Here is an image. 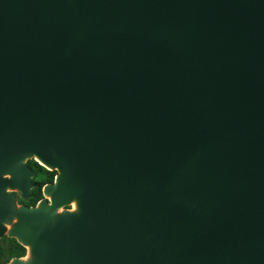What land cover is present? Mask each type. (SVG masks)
Segmentation results:
<instances>
[{"label": "water", "instance_id": "water-1", "mask_svg": "<svg viewBox=\"0 0 264 264\" xmlns=\"http://www.w3.org/2000/svg\"><path fill=\"white\" fill-rule=\"evenodd\" d=\"M6 236L8 264H264V0H0Z\"/></svg>", "mask_w": 264, "mask_h": 264}, {"label": "trees", "instance_id": "trees-1", "mask_svg": "<svg viewBox=\"0 0 264 264\" xmlns=\"http://www.w3.org/2000/svg\"><path fill=\"white\" fill-rule=\"evenodd\" d=\"M27 165L36 173L33 179L35 187L31 191L30 200L19 199V204L32 207L43 198V187L54 182L57 172L47 170L35 160L29 161ZM25 255L26 249L16 239L7 236L0 239V264H8L12 259L22 258Z\"/></svg>", "mask_w": 264, "mask_h": 264}, {"label": "rangeland", "instance_id": "rangeland-1", "mask_svg": "<svg viewBox=\"0 0 264 264\" xmlns=\"http://www.w3.org/2000/svg\"><path fill=\"white\" fill-rule=\"evenodd\" d=\"M30 161H31V160H30ZM28 162H29V161H28ZM75 207H76V205L74 204V205H72L71 208H72V209H76ZM67 208H69V207H67Z\"/></svg>", "mask_w": 264, "mask_h": 264}, {"label": "bare ground", "instance_id": "bare-ground-1", "mask_svg": "<svg viewBox=\"0 0 264 264\" xmlns=\"http://www.w3.org/2000/svg\"><path fill=\"white\" fill-rule=\"evenodd\" d=\"M39 161V160H38ZM40 162V161H39ZM43 166H45V167H47L48 169H49V167L48 166H46V165H44L42 162H40Z\"/></svg>", "mask_w": 264, "mask_h": 264}, {"label": "flooded vegetation", "instance_id": "flooded-vegetation-1", "mask_svg": "<svg viewBox=\"0 0 264 264\" xmlns=\"http://www.w3.org/2000/svg\"><path fill=\"white\" fill-rule=\"evenodd\" d=\"M54 181H55V179H54ZM50 184H52V183H50ZM43 188H44V187H43ZM42 192H43V191H42ZM43 198H44V196H43ZM43 198H42V199H43ZM42 199H41V200H42ZM7 237H8V236H7Z\"/></svg>", "mask_w": 264, "mask_h": 264}]
</instances>
